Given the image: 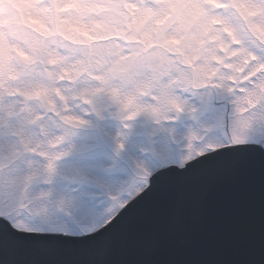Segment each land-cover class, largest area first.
<instances>
[{
    "label": "snow or ice",
    "instance_id": "snow-or-ice-1",
    "mask_svg": "<svg viewBox=\"0 0 264 264\" xmlns=\"http://www.w3.org/2000/svg\"><path fill=\"white\" fill-rule=\"evenodd\" d=\"M0 264H264V0H0Z\"/></svg>",
    "mask_w": 264,
    "mask_h": 264
}]
</instances>
